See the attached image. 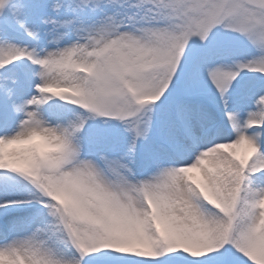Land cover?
Masks as SVG:
<instances>
[{
  "label": "snow or ice",
  "instance_id": "1",
  "mask_svg": "<svg viewBox=\"0 0 264 264\" xmlns=\"http://www.w3.org/2000/svg\"><path fill=\"white\" fill-rule=\"evenodd\" d=\"M0 264H264V0H0Z\"/></svg>",
  "mask_w": 264,
  "mask_h": 264
},
{
  "label": "rangeland",
  "instance_id": "2",
  "mask_svg": "<svg viewBox=\"0 0 264 264\" xmlns=\"http://www.w3.org/2000/svg\"><path fill=\"white\" fill-rule=\"evenodd\" d=\"M243 151V150H242Z\"/></svg>",
  "mask_w": 264,
  "mask_h": 264
}]
</instances>
